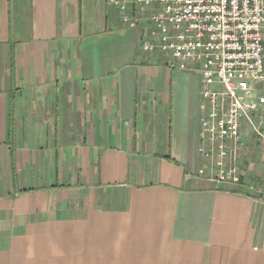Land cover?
<instances>
[{
  "label": "crops",
  "instance_id": "1",
  "mask_svg": "<svg viewBox=\"0 0 264 264\" xmlns=\"http://www.w3.org/2000/svg\"><path fill=\"white\" fill-rule=\"evenodd\" d=\"M106 0H0V264H264V140L200 177L198 70Z\"/></svg>",
  "mask_w": 264,
  "mask_h": 264
},
{
  "label": "built area",
  "instance_id": "2",
  "mask_svg": "<svg viewBox=\"0 0 264 264\" xmlns=\"http://www.w3.org/2000/svg\"><path fill=\"white\" fill-rule=\"evenodd\" d=\"M129 28L143 26V51L170 70H198L200 177L241 183L242 126L264 140V0H106Z\"/></svg>",
  "mask_w": 264,
  "mask_h": 264
}]
</instances>
